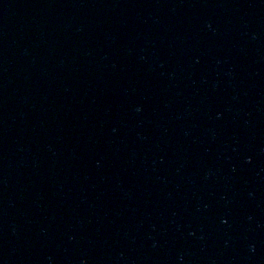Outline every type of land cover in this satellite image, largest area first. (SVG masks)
Returning a JSON list of instances; mask_svg holds the SVG:
<instances>
[{"label": "water", "instance_id": "water-1", "mask_svg": "<svg viewBox=\"0 0 264 264\" xmlns=\"http://www.w3.org/2000/svg\"><path fill=\"white\" fill-rule=\"evenodd\" d=\"M0 264H264V0H0Z\"/></svg>", "mask_w": 264, "mask_h": 264}]
</instances>
